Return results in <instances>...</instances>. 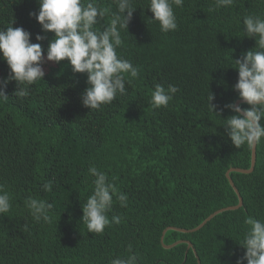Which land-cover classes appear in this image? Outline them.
I'll return each mask as SVG.
<instances>
[{
    "label": "trees",
    "instance_id": "16d2710c",
    "mask_svg": "<svg viewBox=\"0 0 264 264\" xmlns=\"http://www.w3.org/2000/svg\"><path fill=\"white\" fill-rule=\"evenodd\" d=\"M99 2L115 11L112 0ZM134 4L117 52L140 71L111 104L82 106L87 76L73 74L67 61L46 62L44 81L30 86L25 98L13 95L15 82L4 90L9 99L0 103V184L13 195V207L0 216V264H111L129 254L128 245L138 264H236L244 253L236 242L248 228L245 220L264 219L262 141L251 172H229L241 207L218 213L194 232L168 229L161 241L168 227L192 229L214 211L238 204L226 172L249 169L251 148L231 144L220 119L233 113L224 109L219 119L206 97L214 94L215 111L238 100L232 90L238 73L228 68L231 51L237 59L255 46L242 37V19L264 14V4L235 0L230 8L209 12L213 0H184L174 8L178 27L168 33L148 20L147 0ZM37 10L36 0H0V28L13 20L36 43L40 25L29 12ZM7 74L0 61V79ZM157 84L179 89L166 108L150 103ZM90 164L127 196L126 207L114 197L108 213L121 222L100 234L88 233L80 221L93 188ZM29 197L52 204L51 224L33 220L23 206Z\"/></svg>",
    "mask_w": 264,
    "mask_h": 264
},
{
    "label": "clouds",
    "instance_id": "9594fccd",
    "mask_svg": "<svg viewBox=\"0 0 264 264\" xmlns=\"http://www.w3.org/2000/svg\"><path fill=\"white\" fill-rule=\"evenodd\" d=\"M264 4V0H259ZM38 10L29 12L40 25V32L35 35L36 43L30 40L31 33L23 27L9 26L0 28V61L6 63L8 74L0 79V103L9 99L5 89L10 82H15L13 92L18 98L30 95V86L44 81L46 62L60 64L67 61L66 66L73 74L86 73V85L79 94L82 106L89 110H98L103 105L111 104L117 95L126 93V84L138 77L139 68L131 61L121 57L117 49L124 45L122 32H127L133 13L137 6L134 0H112L115 11L111 7H102L99 0H36ZM235 0H213L208 11L230 8ZM184 0H147V10L152 13L150 22H155L161 33L175 31L178 27L174 8H181ZM144 9V8H143ZM108 18V22H101ZM242 37L255 42V46L242 53L239 58L230 60L228 67L238 73L232 90L236 100L225 103L220 111L211 103L214 94L206 97L207 108L218 118L224 109L233 114L220 119L224 135L231 144L240 149L247 145L252 148L264 141V14H249L242 19ZM48 33L52 36L49 38ZM47 41L46 47L42 44ZM73 87L75 85H72ZM178 87L161 84L155 85L151 92L150 103L153 108L167 107ZM242 105H247L243 107ZM93 179L91 194L81 207L80 221L88 233H102L107 226L119 224L120 216L109 219L115 201L121 207L127 206L126 194L120 192L109 181L108 175L98 170L94 164L88 167ZM87 179V178H86ZM50 188V185H45ZM24 208L34 221L51 224L53 222L52 204L36 197L24 201ZM13 195L0 184V216L11 212ZM248 226L242 239L236 242L244 249L236 264H264V219L249 216L245 220ZM125 257H117L111 264H138L140 257L128 245Z\"/></svg>",
    "mask_w": 264,
    "mask_h": 264
},
{
    "label": "water",
    "instance_id": "95a60500",
    "mask_svg": "<svg viewBox=\"0 0 264 264\" xmlns=\"http://www.w3.org/2000/svg\"><path fill=\"white\" fill-rule=\"evenodd\" d=\"M237 103H240L239 100L236 101ZM257 146V145H256ZM256 146L252 147L251 148V163H250V168L249 169H242V168H231L229 169L227 172H226V177L228 178V181L230 183V185L232 186V188L234 189V191L237 193L238 195V204L237 205H234V206H228V207H224V208H221V209H218L216 211H214L213 213H211L208 217H206L197 227L195 228H192V229H182V228H175V227H168L166 229H164L163 233H162V237H161V241L163 240V235L164 233L168 230V229H176L178 231H181V232H184V233H189V232H194V231H197L199 229H201L208 221H210L215 215H217L218 213L220 212H223V211H226V210H233V209H237L239 207H241L243 205V200H242V197L240 196V193L237 189V187L235 186L233 180L231 179V177L229 176V172L230 171H237V172H241V173H249L253 170L254 166H255V162H256ZM180 241L178 242H175L173 244H170V245H165L163 244V247L165 248H170L174 245H176L177 243H179ZM187 244H188V247H192V244L191 242L189 241H186ZM193 251L194 253L196 254L194 248H193ZM198 261V264H200V261L197 259Z\"/></svg>",
    "mask_w": 264,
    "mask_h": 264
}]
</instances>
